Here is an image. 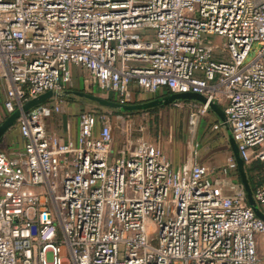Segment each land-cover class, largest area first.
I'll return each mask as SVG.
<instances>
[{"label":"built area","instance_id":"2783aa9c","mask_svg":"<svg viewBox=\"0 0 264 264\" xmlns=\"http://www.w3.org/2000/svg\"><path fill=\"white\" fill-rule=\"evenodd\" d=\"M72 69L118 104L198 94L206 103L172 104L191 125L222 105L244 165L263 166L264 213V0H0L7 115L63 93ZM59 112L53 100L31 109L16 121L20 149L0 150V264H264V222L241 185L225 192L144 140L114 152L106 115L80 113L62 139L47 130ZM236 168L228 157L221 172Z\"/></svg>","mask_w":264,"mask_h":264},{"label":"rangeland","instance_id":"374dc122","mask_svg":"<svg viewBox=\"0 0 264 264\" xmlns=\"http://www.w3.org/2000/svg\"><path fill=\"white\" fill-rule=\"evenodd\" d=\"M215 41L219 40L215 39ZM72 76L71 85L67 91L94 93L88 85L85 72L80 69H72ZM53 101L60 107V112L55 114L57 116L56 120H58L57 125L62 115L72 119H75L77 115L85 111H90L97 115H106L112 124L114 152L129 149L137 141L144 140L151 145L159 146L167 157L179 158L187 153L196 154V157L203 159L212 169H218L225 160V153L229 152L225 132L214 130L209 116L205 115L198 120L196 125H191L190 111L186 107H174L172 105L174 102L166 100L164 96H141V98L139 97V99L132 101L130 104H124L130 107L134 102H150L154 104L146 110L159 108L151 114L144 112L134 116L115 115L109 108L101 107L96 102L80 96ZM0 150L9 154L6 147L0 148ZM251 193L258 211L264 215L262 209L253 198L252 189ZM150 244L155 245V242H150ZM259 251L264 254L262 246Z\"/></svg>","mask_w":264,"mask_h":264},{"label":"water","instance_id":"95a60500","mask_svg":"<svg viewBox=\"0 0 264 264\" xmlns=\"http://www.w3.org/2000/svg\"><path fill=\"white\" fill-rule=\"evenodd\" d=\"M66 95H72L74 97L80 96L82 98L84 97V98H87L91 101L96 102L101 107L109 108L110 110H118L120 112H132V111L146 110V109L151 108L152 104H154V103H150V102H141V103L131 104L130 107H127L124 104L123 105L118 104L114 101L109 100L108 98L99 96L97 94H92V93L87 94L84 92H75V91H64L63 93L46 92L42 95L37 96L34 99H31V100L23 103L20 107H18L12 114H10L0 124V141L2 140L4 134L14 126L16 121L21 116L28 113L31 109H33L39 105H43L50 100H59L62 96H66ZM164 97L166 100H171L173 102H177V101H181V100H192V101H196L200 104L206 103V99L204 97H202L198 94H192V93L169 94V95L164 96ZM208 106H209L210 110L216 112L219 115L221 121L223 122V126L226 128L227 138H228V147H229V149L231 151V155L233 156V159L236 163V167H237V171H238L239 179H240V184L244 190L247 203H248L249 207L251 208V210L253 211V213L255 214V216L264 222V215L258 211V209H257V207H256V205L252 199V193H251V189H250L248 179H247V176L245 173L244 163L241 160V158L239 157L237 146H236V144H235V142L231 136L229 128L227 127L226 117H225L224 113L221 110H219V108L213 102H210Z\"/></svg>","mask_w":264,"mask_h":264},{"label":"crops","instance_id":"0c3cea01","mask_svg":"<svg viewBox=\"0 0 264 264\" xmlns=\"http://www.w3.org/2000/svg\"><path fill=\"white\" fill-rule=\"evenodd\" d=\"M7 88H8L7 83L4 81H1L0 82V124L9 116L6 114V112L3 108V100H4V96H5ZM65 91H67V90H65ZM134 93H135L136 98L139 99V97L141 95L137 91ZM92 94H97V93L94 92ZM97 95H99V94H97ZM167 95H169V92H167V91H162L159 94V96H167ZM66 96H68V95H66ZM99 96H101V95H99ZM72 97L73 96L71 95V98ZM102 97H105V96H102ZM182 101H187V102L184 103ZM177 102H181L183 104H194L196 106L200 104V103H198L196 101H192V100H181V101H177ZM214 104L219 108V110H221L223 112L222 105H220L218 103H214ZM206 116H209V118L212 120L213 126L214 125L218 126L217 131H224L225 132L226 140L228 143L226 128L223 126V122L221 121L219 115L216 112L209 109ZM56 117L57 116L54 115L53 118H51L48 121V123H47L48 132L53 133L54 135H56L62 139H67L70 136L72 138H75L77 135V117L75 119H72V118H69L68 116L62 115V116H60V121H59L58 125H57L58 120H56L57 119ZM67 128H68V130L66 131ZM21 144H22V140L19 137L17 127H16V123H15L14 126L4 134L2 140L0 141V148L6 147V150L9 153L7 155L12 156L18 149H20ZM228 149H229V147H228ZM228 157H233L231 155L230 149H229L228 153L227 152L225 153V160H224L223 164L218 169H212V167H210L208 165V163L205 162L203 159H200L198 156L193 157V155L190 153L189 154L188 153L183 154L179 158H175L173 156H168L167 158L174 168H178L179 166H181L184 163H186V164L198 163L200 165H203L208 170H210V176L212 178H216V179L220 178L223 181V183L225 185L224 191L227 192L228 187L230 185H234L237 187L239 185H241L240 179H239V174H238V176H236L235 174H233V171H232V172H230L229 175H223L221 172V168L225 166L226 159Z\"/></svg>","mask_w":264,"mask_h":264},{"label":"trees","instance_id":"16d2710c","mask_svg":"<svg viewBox=\"0 0 264 264\" xmlns=\"http://www.w3.org/2000/svg\"><path fill=\"white\" fill-rule=\"evenodd\" d=\"M63 98L64 99H69L67 96H62L59 99V101L64 100ZM108 99L111 100V101H114L113 98H111V97H109ZM50 101L46 102L45 104L49 103ZM182 102L186 103L187 101H182ZM135 103H139V102H134L133 104H135ZM158 109H151V110L140 111V112L126 113V114H122V113H120L118 111H114V110H111V111L115 115L134 116L135 114H140V113H144V112H147V113H150L151 114V113L157 111ZM244 169H245V173H246V176H247V179H248V183H249L251 189L253 190L261 182V180L263 179V176H262L263 166H261L257 162H254L251 165H244ZM233 174H235L236 176H238L237 168L233 171Z\"/></svg>","mask_w":264,"mask_h":264},{"label":"flooded vegetation","instance_id":"af4514ba","mask_svg":"<svg viewBox=\"0 0 264 264\" xmlns=\"http://www.w3.org/2000/svg\"><path fill=\"white\" fill-rule=\"evenodd\" d=\"M67 97H68V98H71V95H68Z\"/></svg>","mask_w":264,"mask_h":264}]
</instances>
